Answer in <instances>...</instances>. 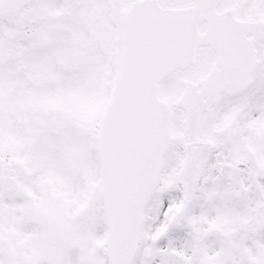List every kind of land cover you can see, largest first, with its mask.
Segmentation results:
<instances>
[{
  "label": "snow or ice",
  "instance_id": "snow-or-ice-1",
  "mask_svg": "<svg viewBox=\"0 0 264 264\" xmlns=\"http://www.w3.org/2000/svg\"><path fill=\"white\" fill-rule=\"evenodd\" d=\"M0 264H264V0H0Z\"/></svg>",
  "mask_w": 264,
  "mask_h": 264
}]
</instances>
